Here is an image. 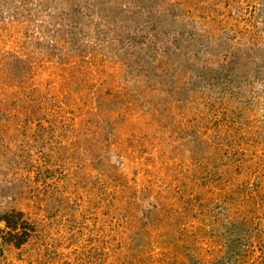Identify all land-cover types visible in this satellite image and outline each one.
Instances as JSON below:
<instances>
[{
  "label": "rangeland",
  "instance_id": "1",
  "mask_svg": "<svg viewBox=\"0 0 264 264\" xmlns=\"http://www.w3.org/2000/svg\"><path fill=\"white\" fill-rule=\"evenodd\" d=\"M184 2L0 0V264H264V52L191 75Z\"/></svg>",
  "mask_w": 264,
  "mask_h": 264
},
{
  "label": "trees",
  "instance_id": "2",
  "mask_svg": "<svg viewBox=\"0 0 264 264\" xmlns=\"http://www.w3.org/2000/svg\"><path fill=\"white\" fill-rule=\"evenodd\" d=\"M164 2V1H163ZM189 3L188 8H185L184 5H180V9L182 13H176L177 16L181 17L180 22L182 23L183 19L186 21V27L176 29L174 27L172 30H170V35H172L173 40L170 42H166L167 47L169 44H173V51L177 53V55H183L184 61L188 64V70L191 72V75L193 74L194 68L200 70V73L205 71L204 73H201V75H206L207 72L212 73V71H208L207 69H213L212 63H214L215 59L218 58L220 55L223 54V51L225 50V57L227 55H234L236 56L237 53L239 55L242 53L243 56L247 58H251L252 54H257L256 51L259 49L258 47L255 48L256 42L252 41V39H258V37L261 35V29L255 25L254 21H251L253 27H248L246 29V24L244 23L241 27L240 31L243 30V33L249 36L247 42H250V46L242 45V42H236L235 40L239 41V37L236 39L235 37L229 38L227 41L222 42L220 44H215L216 39L214 37H217L218 35H222L223 32H230L232 30V20L233 18L236 19H242V22L244 20L243 17H240V15L237 14L235 16H231L230 13H232V9L229 7L234 8L235 3H229V0H185L184 3ZM256 6H258V10L260 11V8H264V0H258L256 2ZM168 5V4H165ZM228 6L229 9L225 10L223 6ZM263 5V6H262ZM255 8V6H254ZM162 13L165 11L164 5L162 6ZM236 8L234 9V12ZM256 10V9H255ZM233 12V13H234ZM190 15H188V14ZM174 14V13H172ZM192 14H194L196 17H194ZM187 15V16H186ZM231 17V18H230ZM157 21H167V17L157 16ZM139 32L143 33V29H138ZM165 32V31H164ZM167 33V31L165 32ZM157 38V37H156ZM250 38H252L250 40ZM169 41V39H168ZM156 42V41H155ZM160 47V45H159ZM167 50V51H166ZM260 52H264V48L259 49ZM168 52L167 49H161L159 51H154V53H151V55H148L147 62L149 64L156 63V67H163V64L168 63V58L166 57L165 60V54ZM257 56H253L252 61ZM230 59V58H229ZM154 66V67H155ZM239 67L238 64L233 66V68ZM176 69L179 70L178 67ZM187 70V69H186ZM185 69H183V72H186ZM214 70V69H213ZM238 70V68H237ZM186 95L182 99V104H185L187 100L189 99V96L191 92L190 89L192 88H185ZM228 199V198H227ZM237 227H241L239 224L238 226L232 227L231 231H234L235 228L241 232V230ZM232 242L234 244L233 249L238 246V239L236 236H232ZM243 236H240V239Z\"/></svg>",
  "mask_w": 264,
  "mask_h": 264
}]
</instances>
